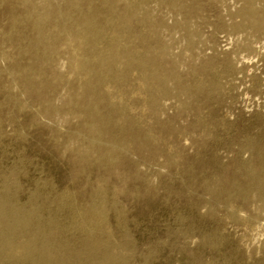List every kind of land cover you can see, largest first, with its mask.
<instances>
[{
	"label": "rangeland",
	"instance_id": "rangeland-1",
	"mask_svg": "<svg viewBox=\"0 0 264 264\" xmlns=\"http://www.w3.org/2000/svg\"><path fill=\"white\" fill-rule=\"evenodd\" d=\"M0 264H264V0H0Z\"/></svg>",
	"mask_w": 264,
	"mask_h": 264
}]
</instances>
